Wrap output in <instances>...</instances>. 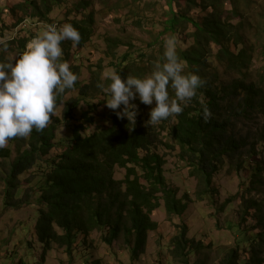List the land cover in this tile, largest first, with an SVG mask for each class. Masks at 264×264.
Instances as JSON below:
<instances>
[{"label":"trees","instance_id":"trees-1","mask_svg":"<svg viewBox=\"0 0 264 264\" xmlns=\"http://www.w3.org/2000/svg\"><path fill=\"white\" fill-rule=\"evenodd\" d=\"M173 1L175 0L170 2ZM212 1L217 8L216 0ZM33 5L36 6V3L33 2ZM81 6L86 10L89 2L84 1ZM46 7L47 12L40 14L38 10L34 16L40 14L42 19L49 20L51 7ZM182 10L175 11L171 8V16L162 23L163 35L174 34L185 22H192L196 28L194 46L185 51H177L185 64V73H195L205 81L182 114L151 127L145 124L149 119L150 109L143 108L138 110L135 127L129 131L128 127L131 125H128L127 118H118L106 106L108 97L97 87L98 83L105 86L107 82L110 83L109 79L103 81V64L90 68L91 78L87 83L80 81V67L76 65L70 67L79 77L75 87L66 90L59 98L55 115L51 117L48 127L42 132L33 130L26 138L13 139L15 149H0V164L8 168L5 175L7 206H18L15 198L20 176L38 166L41 169L43 165L47 166V170L40 172L42 181L38 196L41 209L37 231L41 242H54L72 254L78 234L88 235L94 230L107 227L110 235L105 240L109 243L123 231L134 237L132 255L136 257L145 251L148 234L159 228L153 214L162 207V202H165L169 215L178 216L186 213L191 202L188 193L180 196L178 188L169 185L166 176L168 160L161 154L162 148L179 151L180 158L191 167V176L199 183V200L207 195H216L214 178L226 165V161H230L236 172L241 173L248 167L250 159L256 160L257 144L250 143L248 136L238 134L239 125L243 121L264 116V76H261L259 82L252 80L250 66L253 56L246 48L238 53L232 49L233 45L239 47L247 42L242 31L244 24L236 25L224 20L215 11L208 13L201 22L182 13ZM93 22V12L82 19L65 22L71 23L79 31L81 41L75 47L72 41H63L62 60L69 61L71 52L74 53V50L83 47L90 40ZM31 39L19 40L21 53ZM12 43V40L8 41V44ZM106 43V52L112 57H116L120 46L129 45L121 37H107ZM149 45H157L152 53L153 67L156 61L162 60L164 41L159 37ZM215 47L219 48L218 62L228 65L230 72H235L236 77L229 81L221 82L219 74L214 72L211 76L208 73V57ZM76 55H79L77 51L74 56ZM3 59L4 53L0 52V61ZM134 64L132 50H128L121 61L113 63L117 68L116 72L122 77H141L138 72L140 69L135 68ZM145 70H151L149 65L144 66ZM72 90L78 91V97L65 102L63 116L59 117L56 111ZM170 94L174 95L171 90ZM95 97L101 98L99 104L107 115L108 123L105 126L98 125L96 120L98 105L93 101ZM82 102L88 108L81 111L78 121L73 123L76 120L74 110L79 109ZM204 105L213 114L208 123L202 118ZM122 108L123 105L117 111ZM62 123L70 130L58 139L57 132ZM257 141L264 143V133L258 135ZM59 144L63 149L58 157L47 158ZM118 168L126 171L123 180L116 179ZM259 174L260 167L253 168L250 185L262 181L256 180ZM230 202L229 199L225 203ZM248 209V214L255 210V220L260 229L258 232L254 228L245 232L244 240L249 245L247 261L249 264H263L264 201L250 200ZM55 227L62 233H58ZM187 234L188 228L185 225L181 234L174 239V253L186 264L189 262L187 256L192 250L191 239ZM227 264H238V260L231 255Z\"/></svg>","mask_w":264,"mask_h":264},{"label":"rangeland","instance_id":"rangeland-1","mask_svg":"<svg viewBox=\"0 0 264 264\" xmlns=\"http://www.w3.org/2000/svg\"><path fill=\"white\" fill-rule=\"evenodd\" d=\"M84 1L89 2L86 10L81 6ZM170 1L0 0V37H13L11 39L13 43L8 44V50L2 52L3 61L21 53L20 39L34 38L33 35L41 34L49 24L59 23L57 26H62L67 21L82 19L93 12V32L90 40L83 47H78L79 51L71 52L70 60L67 61L70 67L76 65L80 67V81L89 82L90 68L99 63L103 64V81H106L109 73L117 70L113 63L121 61L128 50L133 51L135 68L140 69L138 72L143 77L153 68L152 53L157 45L150 47L152 41L160 37L161 41L165 42L167 38L175 37L178 42L177 49L185 51L194 46L196 28L191 21L185 22L176 33L163 35L162 23L171 16V8L175 11L183 9L182 13L201 22L208 13L215 11L224 20L236 25L244 24L242 31L247 42L239 47L233 45L232 49L236 53L243 48L248 50L253 56L250 78L260 81L261 76H264V0H216L217 8L212 0H175L172 3ZM46 5L51 7L49 20L40 17L42 12H47ZM37 12L40 14L34 16ZM107 37H121L129 45L120 46L116 57L109 56L106 52ZM61 47L63 50L62 43ZM218 49L215 47L208 57V73L212 76L215 72L219 74L221 82H226L236 75L235 72L229 71L228 65L218 62ZM76 51L79 55L74 56ZM145 65H149L151 70L144 71ZM72 97H78L77 90H72L65 96V101L56 111L59 117L63 116L65 102ZM100 99L95 97L93 100L98 105L96 120L98 125L105 126L108 123L107 115L99 104ZM133 102L138 106V110L143 108L151 110L155 106V102L149 106L141 103L138 98ZM81 105L79 109L74 110L76 120L73 123L78 121L81 111L88 108L86 103L82 102ZM69 130L70 128L62 123L57 138L65 136ZM261 133H264V116L245 120L239 125L238 134L248 136L249 142L258 146L256 160L250 159L248 167L241 173L236 172L230 161H226V165L214 178L216 195H207L203 200L197 197L198 180L191 176L192 169L180 158V152L162 148L161 154L168 160L166 176L169 185L178 188L180 196L188 193L191 202L186 213L178 216L169 215L163 201L162 207L153 214L159 228L148 234L145 251L136 257L132 255L134 237L123 231L118 238L109 243L105 240L110 235L107 227L94 230L88 235L78 234L72 254L54 242H41L37 231L41 209L38 196L42 181L40 172L43 169L47 170V166L43 165L42 169L38 166L20 176L19 190L15 198L18 206H7L5 175L8 168L0 164V264H186L174 253V239L181 234L185 225L192 248L187 256L189 261L187 264H227L231 255L238 260V264H249L247 261L249 245L244 240L245 232L252 228L258 232L260 228L257 227L255 220V210L249 211V214L246 210L250 200L264 201V143L257 141ZM13 139L4 148L15 149ZM62 149V145L59 144L47 158H57ZM256 167L261 169V174L256 180L262 181L250 185L253 168ZM125 175L124 169L116 170L117 180H123ZM229 199L231 202L225 203ZM55 229L62 233L58 227Z\"/></svg>","mask_w":264,"mask_h":264},{"label":"clouds","instance_id":"clouds-1","mask_svg":"<svg viewBox=\"0 0 264 264\" xmlns=\"http://www.w3.org/2000/svg\"><path fill=\"white\" fill-rule=\"evenodd\" d=\"M49 24L45 30L29 40L24 51L7 61H0V149L13 138H26L33 130L42 132L51 123L59 98L75 87L78 75L70 64L62 60L61 43L70 40L79 45L81 35L71 24ZM13 37H0V52L8 50ZM178 42L169 37L164 42L162 60L154 63L152 71L143 77L126 75L113 70L110 83L97 87L107 95L106 106L120 119L127 118L129 131L136 124L139 99L151 108L146 126H157L176 118L196 96L205 81L195 73H185L178 55ZM170 90L174 95L170 94ZM123 105L122 110L117 111ZM211 110L202 106L205 123L212 118Z\"/></svg>","mask_w":264,"mask_h":264}]
</instances>
